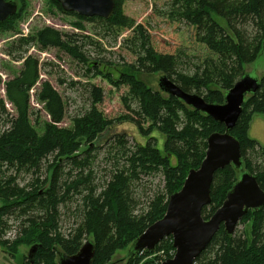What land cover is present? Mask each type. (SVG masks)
<instances>
[{
  "label": "trees",
  "instance_id": "1",
  "mask_svg": "<svg viewBox=\"0 0 264 264\" xmlns=\"http://www.w3.org/2000/svg\"><path fill=\"white\" fill-rule=\"evenodd\" d=\"M114 4L109 19L67 13L99 21L104 32L118 35L123 29L132 30L125 46L135 54L134 62L119 73L117 80L111 75L106 78L113 86L127 87L121 98L130 113L125 117L140 131L149 135L156 130L165 140L159 149L151 134L145 143L134 145L123 134H110L105 158L111 168L101 188L92 184L95 182L91 166L97 154H93L95 147L90 144H96L116 122L97 108L102 91L92 85L90 108L73 117L71 127H61L65 104L48 81L41 82L35 95L49 121L39 134L29 117V91L39 79L40 64L33 56H24L26 46L36 44L40 49L57 48L85 62L80 50L85 42L78 44L77 34H63L50 26L15 40L12 47L19 52L9 53L22 60V66L4 84L5 98L14 114L6 119L8 126L0 130V245L11 256L21 244L37 246L24 264H57L58 253L75 254L87 240L94 245L92 264H115L112 257L116 252L129 247L164 215L169 196L181 188L190 169L199 167L208 136L224 132L223 123L153 87L150 81L147 84L140 75H166L183 91L197 93L209 103H222L226 90L244 73V65L254 62L260 53L264 61V0H175L169 9L174 11L171 19L174 25H191L193 38L189 43L196 45L193 49L172 37L160 36L156 44L141 24L124 14L122 0H114ZM179 9L182 13L178 16ZM19 14L17 9L0 21V30H15ZM212 14L224 21L226 29ZM92 68L98 70L97 66ZM0 109L5 111L2 98ZM257 114L264 115V72L259 87L243 101L230 131L239 142L244 169L255 176L264 190V147L248 135L250 122ZM82 146L86 148L80 150ZM46 163V171L51 173L41 178ZM153 174L161 176L163 189L153 192L144 209L137 208L140 200L135 187H140L141 176ZM25 175L31 179L25 178L23 183L20 178ZM237 179V170L230 164L215 171L210 203L202 208L204 219L222 204ZM73 197L79 202L74 207L77 221L62 231L61 209ZM9 219L18 222L12 239L5 237L11 228ZM247 223V229L235 228L231 235L220 226L193 264H264V207L247 212L238 224ZM174 253L168 236L151 253L143 250L129 254L125 264H161L160 260L171 258Z\"/></svg>",
  "mask_w": 264,
  "mask_h": 264
},
{
  "label": "rangeland",
  "instance_id": "2",
  "mask_svg": "<svg viewBox=\"0 0 264 264\" xmlns=\"http://www.w3.org/2000/svg\"><path fill=\"white\" fill-rule=\"evenodd\" d=\"M16 1L17 9L20 11L19 17L15 20L16 29L13 31L0 30V98L3 99L5 105V111L0 109V130L8 126L6 119L14 114L13 107L5 98L4 84L8 79L14 77L22 66V60H16L14 55L9 53L19 52L14 51L12 45L20 37L33 35L39 29L50 26L63 34H77L80 42L78 44H81V41L85 42L84 46L80 48L85 62L78 61L57 48L40 49L36 44L26 46L27 52L24 56H33L38 59L40 64L39 79L29 91L32 111L29 117L37 132L42 134L44 123L49 121L43 105L37 100L35 95L41 82L48 81L57 90L65 104V117L60 123L61 127H71L72 118L83 114L90 108L93 103L90 91L91 86L94 85L102 91V98L97 103V108L106 118L116 119V122L108 133L98 138L96 144H90V147H95L93 154H97L91 166L95 182L92 184H96L101 188L102 182L111 168V164L105 158L107 137L110 134L116 132L123 134L130 145L145 143V140L151 134V137L156 138L157 147L160 149L165 140L164 135L156 130H152L148 135L147 131H140L133 121L126 118L125 116L130 113L126 110L121 98L125 95L127 87L113 86L106 78V76L111 75L114 80H117L119 73L125 71L126 66L134 62L135 54L130 52L125 46V39L131 35L132 30L123 29L118 35L108 31L104 32L99 21L68 14L62 8L59 9L54 0ZM174 1L122 0V10L125 15L132 18L136 23L141 24L150 33L156 44L159 43L160 36L164 38L172 37L176 42L186 43L189 49H193L196 45L193 46V44L189 43L193 38L191 25L183 22H180V25H174V20L171 19V14L174 11L171 12L169 9ZM181 13L182 10L179 9L178 16ZM212 17L226 29L224 21L213 14ZM93 65L97 66L98 70L92 68ZM97 71H100V73ZM263 72L264 61L262 53L258 55L254 62L244 65V73L254 78L260 79ZM158 76V73L149 77L146 74L140 75L147 84L150 81L153 87H158ZM248 135L251 139L256 140L261 147H264V115L257 114L253 116ZM85 148V146H82L80 150ZM256 162L258 163L259 159ZM171 163H175V159H172ZM47 164L42 170L41 178L46 175L49 177L51 173L50 170L48 173L46 171ZM25 178L26 181L31 179L25 175L24 178H20L21 182L25 183L26 181H23ZM141 178L140 187L137 185L135 189L136 197L140 200L137 208L144 209L153 192L157 188L163 189V181L159 174L145 175L141 176ZM78 203L76 198L73 197L64 205L65 208L61 209L62 231L69 229L77 221L76 217L78 215L76 211L74 212V207ZM17 223L14 219H9L11 228L7 230L5 237L13 238ZM248 226V223L246 225L237 224L236 230L242 231L247 229ZM29 246L28 244L17 246L16 252L11 256L0 245V264H24L27 260L26 256ZM129 247L117 251L112 257V261L115 264H125ZM165 259L160 260V263Z\"/></svg>",
  "mask_w": 264,
  "mask_h": 264
},
{
  "label": "water",
  "instance_id": "3",
  "mask_svg": "<svg viewBox=\"0 0 264 264\" xmlns=\"http://www.w3.org/2000/svg\"><path fill=\"white\" fill-rule=\"evenodd\" d=\"M56 1L63 11L74 12L81 17L109 19L115 7L114 0ZM16 11V1L0 0V21ZM157 86L164 93L223 123L225 130L208 136L205 156L199 167L188 171L181 188L169 196L164 215L131 243L126 257L143 250L151 253L163 238L170 236L175 253L161 264H193L220 226H223L226 234L231 235L247 212L264 207V190L258 185L255 176L244 169L239 142L230 134L241 112L243 101L259 87V79L243 73L226 90L222 103H209L197 93H187L166 75L158 77ZM229 164L238 171V179L227 192L222 204L209 218L204 219L202 208L210 203L213 175L216 170ZM36 248L35 245L29 248V259ZM58 255L57 264H92L94 245L87 240L77 253Z\"/></svg>",
  "mask_w": 264,
  "mask_h": 264
},
{
  "label": "crops",
  "instance_id": "4",
  "mask_svg": "<svg viewBox=\"0 0 264 264\" xmlns=\"http://www.w3.org/2000/svg\"><path fill=\"white\" fill-rule=\"evenodd\" d=\"M249 127H250V125H249Z\"/></svg>",
  "mask_w": 264,
  "mask_h": 264
}]
</instances>
